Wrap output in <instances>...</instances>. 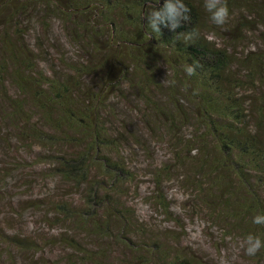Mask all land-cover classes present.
<instances>
[{
	"label": "trees",
	"instance_id": "1",
	"mask_svg": "<svg viewBox=\"0 0 264 264\" xmlns=\"http://www.w3.org/2000/svg\"><path fill=\"white\" fill-rule=\"evenodd\" d=\"M185 3L190 21L176 33L195 29L191 42L164 28L149 38L144 0H0V85L7 78L18 93L5 94L8 116L21 126L18 137L41 148L75 149L60 152L47 170L80 190L81 199L52 200L44 215L46 222L72 221L92 239L86 245L69 232L52 237L71 264H206L190 248H173L177 230L186 229L172 215L164 183L181 189L183 210L221 230V243L248 233L264 239V225L251 223L264 214V0H227L223 27L208 20L201 0ZM39 6L58 17L57 33L78 53L63 75L39 71L29 47L25 25ZM193 60L200 67L189 78L182 66ZM126 90L136 104L124 106L136 115H122L116 121L122 132L109 134L101 114L110 111L111 96ZM128 119L139 120L166 153L150 173L146 200L174 222L177 230H167L172 245L130 235L133 212L120 198L134 175L119 154L120 144L135 138ZM141 137L136 147L144 146ZM111 241L123 249L120 263L109 252ZM11 242L38 246L24 237ZM249 259L264 264V249Z\"/></svg>",
	"mask_w": 264,
	"mask_h": 264
},
{
	"label": "rangeland",
	"instance_id": "2",
	"mask_svg": "<svg viewBox=\"0 0 264 264\" xmlns=\"http://www.w3.org/2000/svg\"><path fill=\"white\" fill-rule=\"evenodd\" d=\"M32 16L30 22L24 25L28 29L26 38L36 55L38 70L47 75L67 73L66 65L72 64L78 53L57 33L60 26L58 17L41 6L35 9ZM5 94L7 97L18 96L7 78L0 85V264H71L65 259L62 247L55 244L52 237L57 232H69L86 245L91 243L92 239H86L81 227L73 225L72 221L61 222L60 218H51L46 222L44 215L51 212L49 209L52 200L71 202L75 205L81 199L80 190L61 183L47 170V167L51 166H48V162L56 155L75 149L69 150L64 145L53 149L41 148L21 139L18 131L21 126L8 116L10 112ZM128 100L132 101L134 107L136 100L126 90L122 94L115 93L106 102L111 108L110 111H103L101 117L106 119L109 134L122 132L120 124L116 123L122 115L129 118L136 115L131 114L129 108L124 106ZM108 122H111V126ZM125 124L128 128L130 125L129 129L135 132L134 139L131 138L130 141L126 138V141L120 144L119 152L134 175L132 181L125 183V194L120 198V202L133 212L132 222L135 227L130 230V235L136 241L152 238L172 245L176 241L167 234V230L176 228L174 222L167 219L153 199L146 200L151 190V174L155 167L166 159V153L147 135L139 120L128 119ZM139 136H142V147H136ZM174 184L164 183L161 188L172 203V215L176 216L186 229V234L175 229L180 239L178 247L173 248H190L202 256L206 264H253L240 247L241 237L234 236L221 243L219 239L223 233L220 229L211 228L206 222L192 217L189 210L182 209L184 194ZM13 237L29 238L31 242H37L38 246H28L26 249L27 244H24L25 248H19L11 242ZM110 243L109 252L112 259L120 263L123 249L115 241ZM42 258L47 261L41 262Z\"/></svg>",
	"mask_w": 264,
	"mask_h": 264
},
{
	"label": "clouds",
	"instance_id": "3",
	"mask_svg": "<svg viewBox=\"0 0 264 264\" xmlns=\"http://www.w3.org/2000/svg\"><path fill=\"white\" fill-rule=\"evenodd\" d=\"M147 4V12L141 13V19L146 20L143 25L145 31L150 36L159 35L161 29H167L169 32L176 33V30L182 25H187L190 21V9L186 5L185 0H144ZM160 5V6H157ZM203 11L207 14L208 20L218 27H223L229 17L230 12L227 6V0H201ZM182 37L184 41L191 42L197 36L195 29L175 34ZM200 67L198 61L193 60L191 63H185L182 68L186 77H192ZM168 75V71H167ZM170 83L165 80L163 83ZM251 223L254 225H264V214H257L252 217ZM240 247L243 249L244 255L254 257L259 251L264 249V239L259 234H246Z\"/></svg>",
	"mask_w": 264,
	"mask_h": 264
}]
</instances>
